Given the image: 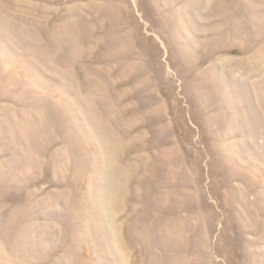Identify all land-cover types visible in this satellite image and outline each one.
<instances>
[{"label": "rangeland", "instance_id": "rangeland-1", "mask_svg": "<svg viewBox=\"0 0 264 264\" xmlns=\"http://www.w3.org/2000/svg\"><path fill=\"white\" fill-rule=\"evenodd\" d=\"M0 264H264V0H0Z\"/></svg>", "mask_w": 264, "mask_h": 264}]
</instances>
